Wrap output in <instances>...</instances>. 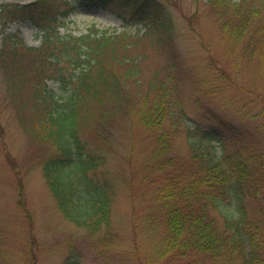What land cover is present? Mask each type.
<instances>
[{
    "label": "trees",
    "instance_id": "trees-1",
    "mask_svg": "<svg viewBox=\"0 0 264 264\" xmlns=\"http://www.w3.org/2000/svg\"><path fill=\"white\" fill-rule=\"evenodd\" d=\"M19 1H0L2 72L12 98L20 100L22 109L34 110L28 132L48 150L41 159L42 173L66 220L93 239L95 248L117 241L114 183L100 172L110 156L105 147L111 137L108 126L125 116L129 126L142 127L154 143L142 166L158 200L155 218L163 228L158 258L264 264V149L247 141H254L252 134L246 136L221 113L207 110L204 132L189 140L186 156L179 155L175 139L189 116L180 90L171 84L177 65L166 62L145 80L139 58L131 54L144 36L172 27L160 4L118 0L148 26L141 37L101 29L94 22L88 23L87 33L74 36L61 34L60 28L79 7L77 0ZM110 1L80 0L79 5L107 7ZM221 1H212V6L228 38L244 45L250 57L258 53L264 60V0H224V7ZM16 21H30L42 32L38 48L5 34ZM47 77L58 81V93L48 89ZM215 137L230 140L234 150L224 143L218 151ZM132 200L136 227L133 195ZM20 202L24 204L22 191ZM77 255L72 264L83 258Z\"/></svg>",
    "mask_w": 264,
    "mask_h": 264
},
{
    "label": "rangeland",
    "instance_id": "rangeland-1",
    "mask_svg": "<svg viewBox=\"0 0 264 264\" xmlns=\"http://www.w3.org/2000/svg\"><path fill=\"white\" fill-rule=\"evenodd\" d=\"M154 1L166 11L172 27L144 36L130 50L139 58L145 80L166 62L177 65L171 84L180 90L189 116L175 139L177 153L186 156L189 140L204 132L207 110L221 113L246 136L252 134L255 142L252 137L247 141L264 149V60L258 53L250 57L244 45L229 39L219 11L212 6L214 0ZM79 2L66 27L60 28L61 34H85L92 22L116 33L141 37L147 32L148 26L137 21V12L118 0H111L107 7ZM220 5L224 7V0ZM4 32L20 38L28 47L41 45L42 32L30 21L10 23ZM2 39L0 32V44ZM28 54L31 59L37 57L35 52H25ZM2 68L0 60V264H72L79 253L83 258L78 264H201L170 255L158 258L163 228L155 218L159 217L158 200L144 179L142 166L154 143L142 127L129 126L125 116L108 126L111 137L105 147L110 156L100 172L114 183L117 241L110 247L95 248L93 239H87L81 229L67 221L42 173L41 159L48 150L28 132L34 110L22 109L20 100L12 98ZM224 70L229 77L224 78ZM46 83L48 89L59 92L58 81L47 77ZM89 134L90 140H97L92 132ZM212 143L218 151L224 143L228 151L234 150L228 139L215 137ZM21 191L24 204L20 202ZM132 195L137 228L132 218Z\"/></svg>",
    "mask_w": 264,
    "mask_h": 264
}]
</instances>
